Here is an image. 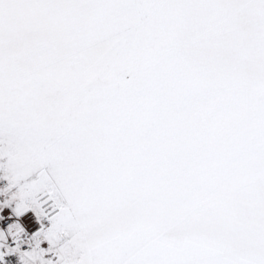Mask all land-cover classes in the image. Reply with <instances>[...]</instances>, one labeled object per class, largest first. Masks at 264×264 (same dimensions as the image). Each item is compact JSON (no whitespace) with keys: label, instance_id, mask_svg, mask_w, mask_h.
I'll return each instance as SVG.
<instances>
[{"label":"snow or ice","instance_id":"obj_1","mask_svg":"<svg viewBox=\"0 0 264 264\" xmlns=\"http://www.w3.org/2000/svg\"><path fill=\"white\" fill-rule=\"evenodd\" d=\"M0 264H264V0H0Z\"/></svg>","mask_w":264,"mask_h":264}]
</instances>
